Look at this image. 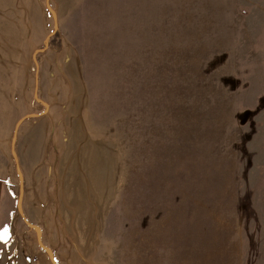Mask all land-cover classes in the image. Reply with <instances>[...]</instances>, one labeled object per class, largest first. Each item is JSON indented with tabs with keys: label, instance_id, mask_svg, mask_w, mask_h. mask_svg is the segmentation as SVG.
Returning a JSON list of instances; mask_svg holds the SVG:
<instances>
[{
	"label": "rangeland",
	"instance_id": "obj_1",
	"mask_svg": "<svg viewBox=\"0 0 264 264\" xmlns=\"http://www.w3.org/2000/svg\"><path fill=\"white\" fill-rule=\"evenodd\" d=\"M49 1L0 40V264H264V0Z\"/></svg>",
	"mask_w": 264,
	"mask_h": 264
},
{
	"label": "crops",
	"instance_id": "obj_2",
	"mask_svg": "<svg viewBox=\"0 0 264 264\" xmlns=\"http://www.w3.org/2000/svg\"><path fill=\"white\" fill-rule=\"evenodd\" d=\"M52 1L55 4L59 2L69 4L74 0ZM46 3L47 0H0V16L4 19L3 24L0 22V36L3 37L0 40L26 43H41L49 40L52 25L47 16ZM62 7L77 8L69 5ZM28 67L23 72H27ZM50 136L51 129L49 133L46 118L24 128L19 138L20 160L24 170H39L42 174L44 170L50 168L51 157H47ZM4 181L0 178V219L6 216Z\"/></svg>",
	"mask_w": 264,
	"mask_h": 264
},
{
	"label": "snow or ice",
	"instance_id": "obj_3",
	"mask_svg": "<svg viewBox=\"0 0 264 264\" xmlns=\"http://www.w3.org/2000/svg\"><path fill=\"white\" fill-rule=\"evenodd\" d=\"M0 238L4 239L5 242L8 239V228L5 226L2 230H0Z\"/></svg>",
	"mask_w": 264,
	"mask_h": 264
},
{
	"label": "trees",
	"instance_id": "obj_4",
	"mask_svg": "<svg viewBox=\"0 0 264 264\" xmlns=\"http://www.w3.org/2000/svg\"><path fill=\"white\" fill-rule=\"evenodd\" d=\"M47 7L49 8L50 7V1L48 0L47 2ZM13 158L17 164V155H16V152H15V146L13 147ZM18 165V164H17ZM25 218V217H24Z\"/></svg>",
	"mask_w": 264,
	"mask_h": 264
},
{
	"label": "water",
	"instance_id": "obj_5",
	"mask_svg": "<svg viewBox=\"0 0 264 264\" xmlns=\"http://www.w3.org/2000/svg\"><path fill=\"white\" fill-rule=\"evenodd\" d=\"M40 245H41L42 247H44V245H43L42 242H40ZM44 248H45V250L49 253V255L51 256V259L55 262V259H54V257H53V253H52L51 251H49L46 247H44ZM55 264H57V263H55Z\"/></svg>",
	"mask_w": 264,
	"mask_h": 264
}]
</instances>
